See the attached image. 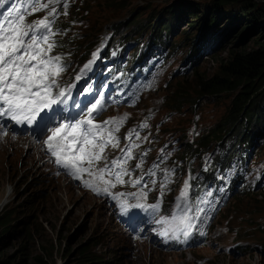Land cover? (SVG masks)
Wrapping results in <instances>:
<instances>
[{"label": "rangeland", "instance_id": "374dc122", "mask_svg": "<svg viewBox=\"0 0 264 264\" xmlns=\"http://www.w3.org/2000/svg\"><path fill=\"white\" fill-rule=\"evenodd\" d=\"M213 1L216 0H68V14L63 15L62 7L60 12L69 40L62 44L63 48L54 49L56 54L66 55L69 73L64 79L69 78L68 83L96 53L98 57L84 79L103 66L116 78L135 80L136 87L144 90L136 108L125 109L122 101L108 106L110 117L128 116L118 133L120 145L116 149L121 155V149L129 143L125 139L128 131L138 128L151 112L149 127L140 129L141 139L135 141L139 145L133 153L136 159L129 161L128 167L134 168L139 156L147 151L143 165L146 172L158 161L161 149L171 152L160 165L176 170L170 190L163 197L164 214L172 215L176 198L191 174L192 187L196 184L195 195L191 198L189 194L193 202L200 189L212 192L207 197L211 203L201 204L205 212L195 219L210 222L208 243L177 253L161 251L149 241L136 240L140 246L143 242L146 245L130 248L123 229L103 205L105 201L57 174L45 161L38 162L41 168L37 163L24 164L27 150L22 148L24 153H20L12 140V147L0 148V202L9 196L8 206L0 209V214L11 212L19 230L30 231V235L14 233L19 243L25 241L30 247V264H79L83 259L80 249L87 243L91 255L111 264H264V136L248 149L245 144L239 145L235 127H219L225 124L234 99L245 86L216 96L205 94L201 88L203 81L217 75L230 48L248 51L264 42V19L254 28L255 33L238 46L235 44L248 30L233 31L238 23L229 25L223 19L215 29L218 35L210 57L192 53L190 38L199 35L202 24L185 35L188 25L182 22L170 35L176 45L156 43L159 22L165 19L163 12L169 7L185 5L189 10L186 3H191L200 5L203 12L213 6ZM243 6V2L232 4L226 11L236 13ZM136 20L140 25L131 27ZM220 37L225 39L222 47L217 46ZM103 92L107 97L109 92ZM189 96L193 101L183 99ZM133 175L139 176L140 170ZM160 176L158 172V181ZM157 197L159 183L151 201ZM202 198L205 195L198 199ZM82 226L84 230L79 232Z\"/></svg>", "mask_w": 264, "mask_h": 264}, {"label": "snow or ice", "instance_id": "6c2138e0", "mask_svg": "<svg viewBox=\"0 0 264 264\" xmlns=\"http://www.w3.org/2000/svg\"><path fill=\"white\" fill-rule=\"evenodd\" d=\"M7 3L8 0H0V9H4ZM68 6V0H15L10 7L0 12V139L8 134L6 129L9 125L5 121L29 126L34 137H46L42 139V146L55 165L74 180L80 181L84 188L97 195L110 196L119 204L122 212L136 208L155 218L161 211L163 197L170 190L168 186L173 183L172 176L176 171L174 168H161L160 165L172 153L161 149L158 161L146 172L143 165L147 151L139 156L134 168L128 167L129 161L136 159L133 153L139 147L135 142L141 139L139 130L149 127L147 120L153 115L150 112L138 128L128 131L125 139L129 143L121 149V155L108 160L106 149L109 146L119 147L118 133L128 116L125 114L98 122V117L109 106L104 92H99L89 100L87 94L91 89L85 87L73 96L77 83L91 70L98 54L94 53L93 59L81 67L75 82H61L69 65L65 62L66 55H53L56 47H62L55 37L64 32L54 26L61 15L59 9L62 7L63 15H67ZM41 11L46 13L43 17L27 20L29 15ZM146 87L150 88L151 84ZM81 95L85 96L84 100L79 99ZM136 99L139 97L136 96ZM69 107L79 111L72 115ZM136 170H140L139 176L133 175ZM158 172L161 173L159 181L156 178ZM85 174L89 179H83ZM192 179L189 174L176 198L171 216L175 226L163 229L159 235L168 237L172 233V238H179V234H182L187 238L194 227L192 221L199 219L205 212L200 205L211 203L207 199L212 196L211 191L205 193V198L194 202L190 199ZM157 183L159 197L154 203H147ZM124 184L136 187L137 191L112 193L111 190L117 185ZM129 197L136 203L128 204ZM157 223L169 221L161 217Z\"/></svg>", "mask_w": 264, "mask_h": 264}, {"label": "trees", "instance_id": "16d2710c", "mask_svg": "<svg viewBox=\"0 0 264 264\" xmlns=\"http://www.w3.org/2000/svg\"><path fill=\"white\" fill-rule=\"evenodd\" d=\"M259 1L216 0L213 1L211 8H206L203 12L200 5L191 3H186L189 10H185V5L177 8L171 6L163 12L164 20L161 17L155 20L157 23L161 19L156 43L171 42L172 45H176V40L170 39V35L177 30L180 23L186 21L188 25V30L183 32L185 35L188 34L187 32L191 28L198 30L202 24L199 35L190 38L192 41L191 47H193L192 53L196 51L199 56L210 57V52L215 48L214 39L218 35L215 29L223 19H227L229 25L238 23V26L234 25L233 31L241 28V30H248L235 44V46H238L242 43L241 41H246L251 33H255L254 28L264 19V2L260 3ZM239 2H243L245 6L241 7L236 13L226 11L230 5ZM200 10L201 12H198ZM187 19H191V21ZM139 25L140 21L136 20L130 26L136 28ZM187 37L189 36H186V39H189ZM224 40L223 37H220L217 46L222 47L225 44ZM256 41L259 42V39ZM258 45V47L256 46L248 51H238L234 47L230 48L228 57L219 66L217 75L201 83L202 92L210 96L233 93L245 86L244 91H240L234 99L226 116L227 118H225V124L219 127H235L237 140H240L242 144L245 143L250 148L256 144L258 138L264 136V42ZM196 74H199L198 70ZM183 99L193 101L190 96ZM182 159L184 160L183 157ZM195 190L196 184L190 190L192 196L195 195ZM196 194H198L197 197L205 195L203 189ZM12 222L11 212L0 214V264H30V247L25 241L19 243L14 238V233L20 232L17 230V226L12 225ZM83 230L84 226L79 229V232ZM23 234L30 235V231ZM13 247V251H10ZM79 254L83 258L80 259L79 264H109V262L99 261L95 255H91L90 243L83 245ZM40 262L43 261L40 260Z\"/></svg>", "mask_w": 264, "mask_h": 264}, {"label": "clouds", "instance_id": "9594fccd", "mask_svg": "<svg viewBox=\"0 0 264 264\" xmlns=\"http://www.w3.org/2000/svg\"><path fill=\"white\" fill-rule=\"evenodd\" d=\"M2 140H6V141H2ZM2 140H0V148L3 146V145H8V146H11L12 147V145H11V143L9 142V139H7V136H4L3 138H2ZM245 144V143H244ZM239 145H242V143H241V141H239ZM245 146H246V148H248V149H252V148H250V147H248L246 144H245ZM255 146V145H254ZM29 149H31L30 148V146L28 147V148H26V150H29ZM19 152L21 153H24V150L22 149V148H20L19 147ZM236 149H234V151H235ZM30 154V153H29ZM28 153H26V155L24 154V157H23V159H22V162L24 163V164H26V163H28V164H35V163H37L35 160V158L32 156L31 157V154L29 155ZM38 164V163H37ZM38 167H40L41 168V166H39V164H38ZM68 178V181H70V182H72V183H74L69 177H67ZM74 184H76V183H74ZM77 185V184H76ZM78 187H79V185H77ZM80 188V187H79ZM81 189V188H80ZM12 190H13V187H12ZM93 196V195H92ZM95 197V196H94ZM97 198V197H96ZM99 199V198H98ZM0 205H1V202H0ZM8 206V205H7ZM5 207V206H4ZM3 206H0V209H3L4 208ZM114 211H112V210ZM107 211L110 213V216H112L113 217V220H114V222H115V224H116V220H117V212H118V210H117V208L116 207H114V208H110V209H107ZM12 225H14V226H17V230L19 231V232H24V233H26V232H28V231H26V229L25 230H19V225L18 224H14L13 222H12ZM117 225V224H116ZM123 230V232L125 233V230H124V228H122ZM125 239L127 240V242H128V244L130 245V248H132V249H137L138 247H141V246H143V245H146V243L145 242H143L142 244H141V246H140V244L137 242V241H149L150 242V244H151V246H153V247H155V248H158L159 250H161V251H164V252H173L172 250H171V248H169V247H166V246H164V244L163 243H161V242H159L156 238H154V234L153 233H150V234H148L146 237H142V238H139V239H134L132 236H128L127 234H125ZM137 240V241H136ZM173 253H175V252H173ZM100 261V260H99ZM105 262V261H104ZM105 263H108V262H105ZM109 264H111V262H109Z\"/></svg>", "mask_w": 264, "mask_h": 264}, {"label": "bare ground", "instance_id": "6f19581e", "mask_svg": "<svg viewBox=\"0 0 264 264\" xmlns=\"http://www.w3.org/2000/svg\"><path fill=\"white\" fill-rule=\"evenodd\" d=\"M126 37V36H125ZM127 38V37H126ZM128 38H129V36H128ZM154 38V37H153ZM136 40H138V39H136ZM153 40V39H152ZM131 42L133 41V39L132 40H130ZM135 41V40H134ZM143 41V40H142ZM149 41H150V38H149ZM156 41V40H155ZM147 42V41H146ZM153 42V41H152ZM137 43H138V41H137ZM155 43V42H154ZM142 53V52H141ZM140 53V54H141ZM138 55V54H137ZM142 55V54H141ZM138 57H140V56H138ZM137 57V58H138ZM143 57V56H142ZM107 85V84H106ZM105 86V85H104ZM105 96H106V94H105ZM213 128V127H212ZM212 130V129H211ZM215 130V129H214ZM186 154H187V152H185ZM9 203V196H5L3 199H2V201H1V205L0 206H6L7 204Z\"/></svg>", "mask_w": 264, "mask_h": 264}]
</instances>
